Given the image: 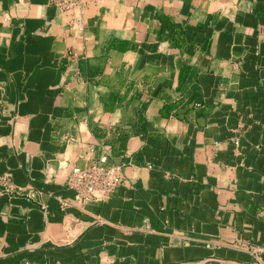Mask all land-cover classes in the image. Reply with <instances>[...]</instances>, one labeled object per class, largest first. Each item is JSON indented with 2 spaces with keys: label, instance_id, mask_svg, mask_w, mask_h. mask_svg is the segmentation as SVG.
<instances>
[{
  "label": "crops",
  "instance_id": "obj_1",
  "mask_svg": "<svg viewBox=\"0 0 264 264\" xmlns=\"http://www.w3.org/2000/svg\"><path fill=\"white\" fill-rule=\"evenodd\" d=\"M0 264H264V0H0Z\"/></svg>",
  "mask_w": 264,
  "mask_h": 264
},
{
  "label": "built area",
  "instance_id": "obj_2",
  "mask_svg": "<svg viewBox=\"0 0 264 264\" xmlns=\"http://www.w3.org/2000/svg\"><path fill=\"white\" fill-rule=\"evenodd\" d=\"M107 156L102 154L99 162L85 166H74L68 183L85 200H102L110 196L121 180V165H106ZM9 177V174H6Z\"/></svg>",
  "mask_w": 264,
  "mask_h": 264
}]
</instances>
